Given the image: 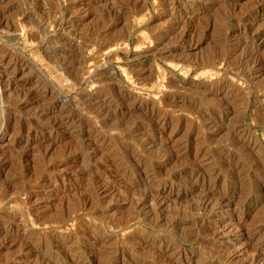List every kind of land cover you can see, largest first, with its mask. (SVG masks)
Instances as JSON below:
<instances>
[{"label": "rangeland", "instance_id": "obj_1", "mask_svg": "<svg viewBox=\"0 0 264 264\" xmlns=\"http://www.w3.org/2000/svg\"><path fill=\"white\" fill-rule=\"evenodd\" d=\"M1 59L0 264H264V0H0Z\"/></svg>", "mask_w": 264, "mask_h": 264}, {"label": "bare ground", "instance_id": "obj_2", "mask_svg": "<svg viewBox=\"0 0 264 264\" xmlns=\"http://www.w3.org/2000/svg\"><path fill=\"white\" fill-rule=\"evenodd\" d=\"M4 57H5V56H4ZM2 59H3V58H2ZM2 59H1L0 61H2ZM7 61H8V60H7ZM7 61H6V63H8ZM10 61H11V60H10ZM0 63H1V62H0ZM3 64H4V63H3ZM8 65H9V63H8ZM1 66H2V65H1ZM3 67H5V66H3ZM5 68H6V67H5ZM5 68H2V69H3L4 77L7 76V75H5V74H6V73H5V71H6ZM7 68H8V67H7ZM8 77H9V76H8ZM6 78H7V77H6ZM7 80H8V79H7ZM9 81H10V80H9ZM10 82H11V81H10ZM1 85H2V84H1ZM8 88H10L9 85H8ZM7 90H8V89H7Z\"/></svg>", "mask_w": 264, "mask_h": 264}, {"label": "clouds", "instance_id": "obj_3", "mask_svg": "<svg viewBox=\"0 0 264 264\" xmlns=\"http://www.w3.org/2000/svg\"><path fill=\"white\" fill-rule=\"evenodd\" d=\"M0 115H3V113H2V112H0Z\"/></svg>", "mask_w": 264, "mask_h": 264}]
</instances>
